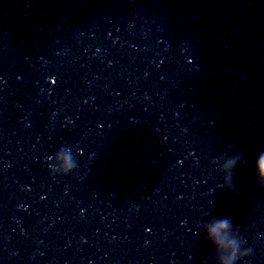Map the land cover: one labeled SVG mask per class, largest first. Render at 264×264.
<instances>
[{
    "label": "clouds",
    "instance_id": "obj_1",
    "mask_svg": "<svg viewBox=\"0 0 264 264\" xmlns=\"http://www.w3.org/2000/svg\"><path fill=\"white\" fill-rule=\"evenodd\" d=\"M260 167L262 169L261 175H264V159H262ZM227 227H228V222L227 221H222L217 226L218 229H223V228H227ZM213 231H216V229H214Z\"/></svg>",
    "mask_w": 264,
    "mask_h": 264
}]
</instances>
